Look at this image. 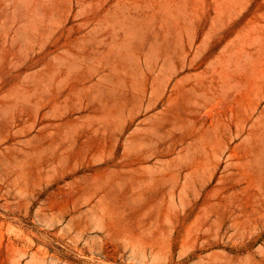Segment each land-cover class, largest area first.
<instances>
[{"label":"rangeland","instance_id":"1","mask_svg":"<svg viewBox=\"0 0 264 264\" xmlns=\"http://www.w3.org/2000/svg\"><path fill=\"white\" fill-rule=\"evenodd\" d=\"M0 264H264V0H0Z\"/></svg>","mask_w":264,"mask_h":264}]
</instances>
